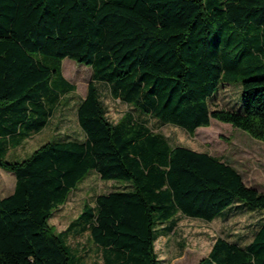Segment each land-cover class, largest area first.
<instances>
[{
    "label": "trees",
    "instance_id": "trees-1",
    "mask_svg": "<svg viewBox=\"0 0 264 264\" xmlns=\"http://www.w3.org/2000/svg\"><path fill=\"white\" fill-rule=\"evenodd\" d=\"M66 57L92 68L77 107L85 138L9 159L76 90ZM97 82L128 104L119 120ZM226 84L241 85V108L216 103ZM142 115L190 133L219 119L264 140V0H0V167L16 177L0 199V264H86L69 241L86 233L102 264H159L156 242L179 214L264 211V192L234 165L173 145ZM91 170L132 188L98 194L56 231L54 211ZM198 264H264V219L250 242L220 236Z\"/></svg>",
    "mask_w": 264,
    "mask_h": 264
},
{
    "label": "rangeland",
    "instance_id": "rangeland-1",
    "mask_svg": "<svg viewBox=\"0 0 264 264\" xmlns=\"http://www.w3.org/2000/svg\"><path fill=\"white\" fill-rule=\"evenodd\" d=\"M62 72L77 88L68 93L51 118L49 125L41 132L31 135L17 148H12L9 159L21 160L28 157L35 149L56 138L84 139L77 107L86 96L88 84L92 80V68L86 63L66 57ZM107 114L113 121L119 120L129 109L127 103L111 95L107 83L97 82ZM221 107L241 108L242 87L226 84L220 88L215 100ZM215 106V102H213ZM155 130L164 133L173 145H185L193 149L209 151L234 165L243 175L248 185L264 192V140L255 138L250 133L235 127L231 123L212 118L209 126L199 127L195 133L170 124L162 123L156 118L142 115ZM3 170V171H1ZM9 171L0 167V174ZM0 177V197L7 195L15 185V175ZM131 182L124 179H102L95 170L79 183L69 200L54 211L50 222L56 231L64 230L83 209L84 203L95 202L100 193L111 190L132 188ZM264 219V211L247 210L235 205L224 215L220 214L213 221L178 215L177 226L168 236L160 237L156 242L159 264H198L211 250L220 236L237 241L240 244L250 242ZM70 243L85 255L86 264H102L101 252L93 243L88 233L71 236Z\"/></svg>",
    "mask_w": 264,
    "mask_h": 264
},
{
    "label": "crops",
    "instance_id": "crops-1",
    "mask_svg": "<svg viewBox=\"0 0 264 264\" xmlns=\"http://www.w3.org/2000/svg\"><path fill=\"white\" fill-rule=\"evenodd\" d=\"M48 125H49V124H47V126H48ZM47 126H46V127H47ZM46 127H45V128H46ZM45 128H44V129H45ZM44 129H43V130H44ZM43 130H42V131H43ZM42 131H40V132H38V133H41ZM38 133H33L32 135H35V134H38ZM28 138H29V137H28ZM25 141H26V139L24 140V142H25ZM24 142H23V143H24ZM23 143H22V144H23ZM20 146H21V145H20ZM10 151H11V149H10L9 152H8V156H9V157H10ZM1 171H3V170H1ZM2 173H3V174H0V177H3V176H7V175H11V174H12V173L10 174V172H9V171H6V170H5V172H2ZM15 183H16V177H15ZM14 188H15V185H14ZM14 188H13V189H12L7 195L11 194V193L14 191ZM7 195H4V196L0 197V199L3 198V197H5V196H7Z\"/></svg>",
    "mask_w": 264,
    "mask_h": 264
}]
</instances>
